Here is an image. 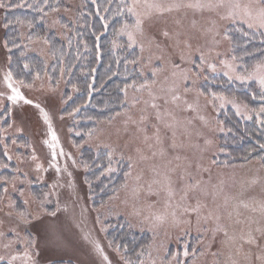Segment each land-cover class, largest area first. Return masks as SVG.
I'll return each instance as SVG.
<instances>
[{
    "label": "rangeland",
    "instance_id": "rangeland-1",
    "mask_svg": "<svg viewBox=\"0 0 264 264\" xmlns=\"http://www.w3.org/2000/svg\"><path fill=\"white\" fill-rule=\"evenodd\" d=\"M63 1L67 8L56 12L71 17L78 0ZM121 1L132 23L118 30L117 39L123 38L127 49H138L142 81L124 89V109L99 123L79 145L70 136L82 133L69 129L60 115L61 85L52 86L45 76L30 87L5 80L0 28V124L9 119L0 138H28L27 145H20L24 152L14 155L18 182L14 176L0 181L5 182L0 264H264V167L257 160L220 165L216 159L222 154L217 138L224 132L220 112L230 108L250 120L260 118L264 109L200 89L208 76H223L264 91V59L239 72L225 33L231 24L264 32L256 19L264 4ZM246 6L251 16L245 15ZM114 45L122 47L117 40ZM40 48L46 58L45 47ZM9 84L23 99H8L13 95ZM83 147L107 152L105 176L122 165L128 168L122 187L96 208L87 199L77 164ZM7 150L6 155L11 146ZM119 220L150 238L134 259H125L126 249L105 236Z\"/></svg>",
    "mask_w": 264,
    "mask_h": 264
},
{
    "label": "trees",
    "instance_id": "trees-1",
    "mask_svg": "<svg viewBox=\"0 0 264 264\" xmlns=\"http://www.w3.org/2000/svg\"><path fill=\"white\" fill-rule=\"evenodd\" d=\"M126 5L121 0H78V8L67 17L56 12L67 8L63 0H0L1 43L11 80L30 87L45 76L52 86H62L64 103L60 115L69 129L82 133L79 137L70 136L73 145H79L99 123L111 120L124 109V89L142 81L138 49H127L125 40L117 39L118 30L132 23ZM225 33L231 42V56L240 64L239 72L264 59V32L231 24ZM116 40L122 47L116 48ZM41 45L47 52L46 58L40 55ZM207 79L200 85L206 95L222 94L250 109H264V91L255 83H235L223 76ZM217 118L224 129L217 138L222 151L216 157L217 162L221 165L257 160L264 167V112L258 119L245 120L228 108ZM8 120H1L0 129L9 127ZM27 143L24 134L0 138V166H3L0 181L14 176L12 181L18 182L14 155L23 153L20 145ZM9 146L12 150L6 155ZM77 164L87 199L94 208L125 182L126 164L108 176L102 174L110 164L104 150L83 147ZM4 183H0V189ZM17 202V209H22L21 202ZM119 221L105 236L113 246L126 249L125 259H134L148 246L150 238L148 234L131 231L125 221Z\"/></svg>",
    "mask_w": 264,
    "mask_h": 264
},
{
    "label": "snow or ice",
    "instance_id": "snow-or-ice-1",
    "mask_svg": "<svg viewBox=\"0 0 264 264\" xmlns=\"http://www.w3.org/2000/svg\"><path fill=\"white\" fill-rule=\"evenodd\" d=\"M260 3L261 4H264V0H260ZM235 8H239L240 6L237 4L234 6ZM129 12H132L133 9L132 8H129L128 9ZM245 15H248V16H251V13L248 11L247 9V6L245 7ZM256 19H257V22L259 23V25L261 27H264V7L260 8L257 12V15H256ZM137 24H139V21H137ZM251 27V25H249ZM11 76L12 74L11 73H8L7 76L5 77V80L6 81H10L11 80ZM262 84H264V80L261 81ZM9 88H11V91L13 93V95H10L8 97L9 100H12V101H16V100H20V99H23V97L21 96L20 92L18 91V89L12 87L11 84L8 85ZM26 103H31V101H26ZM37 107H39L37 105ZM45 119H47V116L45 115ZM50 135H51V138L53 141H56L57 140V137L55 136V133L54 132H51V129H50ZM53 148L56 147L55 144L51 145ZM55 155L56 153L53 152V159H55ZM51 215H55V213H52ZM97 247H99L97 245ZM185 255H187V252H185ZM105 260H107V257L105 256Z\"/></svg>",
    "mask_w": 264,
    "mask_h": 264
}]
</instances>
